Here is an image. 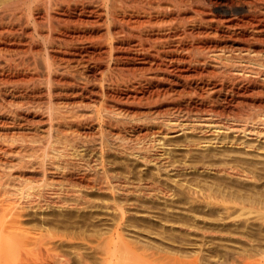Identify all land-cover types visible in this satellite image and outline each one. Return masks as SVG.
Segmentation results:
<instances>
[{"label":"bare ground","instance_id":"bare-ground-1","mask_svg":"<svg viewBox=\"0 0 264 264\" xmlns=\"http://www.w3.org/2000/svg\"><path fill=\"white\" fill-rule=\"evenodd\" d=\"M205 122L264 138V0H0V264H264L263 155Z\"/></svg>","mask_w":264,"mask_h":264},{"label":"rangeland","instance_id":"rangeland-1","mask_svg":"<svg viewBox=\"0 0 264 264\" xmlns=\"http://www.w3.org/2000/svg\"><path fill=\"white\" fill-rule=\"evenodd\" d=\"M255 53H257V52H254L253 55H255ZM259 53H261V52H259ZM25 111H28V110H25ZM200 123H202V122H200ZM204 124L206 125V127H204V129L201 130V136L204 139H207L209 141H218L219 140L218 145H226L227 147L231 144H226V142L230 141V143H232L233 141H237V142H235V144H233V145H236V147H230L231 149H235L236 152H239L241 155L257 156V158L261 157V156L258 157V154L261 153L263 156L260 159L263 158L262 160H264V138L259 139V138H256V136H252V135L243 136L244 134H239L237 136H236V134L234 135L232 133L226 134L222 131V129H216L212 123L205 122ZM130 129H132L131 133L132 132L137 133V127L136 126H134V128H132V125H131ZM134 129H135V131H134ZM238 142H240V143L236 144ZM254 147H259L257 149H259L261 152H258V150H255L256 148H254ZM164 148H168V146L164 145ZM179 156L183 158V157H185V153H181ZM137 165L138 166H136V168L140 169L141 166L139 164H137ZM183 177L186 178L189 176L183 175ZM133 179H134V182H133V184L130 185V189L132 191L137 192L140 190L141 186L146 184V183L143 184V183L139 182L135 178H133ZM183 181H185V180H183ZM164 182H167V181H164ZM150 185H152V182ZM215 185L216 184H214V186ZM223 185L220 187H224ZM237 187H239V186H237ZM131 197H132L131 199L133 201L136 200V198H135L136 194H132ZM136 201H138V200H136ZM153 204H154L153 201H150L149 203H146L147 206H143V207L140 206L139 209H131L130 212H128V213H134L137 216L133 217L132 221H130V223L124 224L121 227L122 231L127 234V237L129 239H131L135 242H137V240H139V242H137V243H140V244H144L146 242V245H149V246H151V245L155 246L156 245V246H160V247L166 246L169 243H170L169 245H171V243L175 244V242H176V241H174L175 235L179 234V233L176 232L175 230L174 231L173 230H166V228L163 226V224L161 222H159V220L161 219L160 216L163 215V213L166 211L165 210H163L161 212L157 211L158 208H154L152 206ZM199 213L201 215L204 214L203 212H199ZM143 214H150L151 219H149L148 221L140 220L138 216L143 215ZM219 214H220V211L218 213V210H217L213 214H209L208 217L210 215L215 216L212 218L210 216L209 219L210 220L212 219L211 221H213V219L215 221H217V220L219 221V219H217V218L221 217V215H219ZM155 220H156V222H152ZM81 228L83 229L84 227H81ZM81 228L71 227V228L66 229L64 231L73 232V231H77ZM162 228L164 229L165 232L162 230ZM164 233H166V234H164ZM168 234H170V235H168ZM164 235H166V237H164ZM163 237L166 239H164ZM169 237H171V238H169ZM164 240H166V241H164ZM168 241H170V242L167 243ZM171 241H173V242H171ZM149 248L156 249L157 247L151 246ZM137 259H139V258L134 257L130 260L129 259H122L121 260V259L117 258V260H116V257H115V263L116 264H126V263L127 264H134L135 261H137ZM140 261H141L140 263L145 262L142 260H140ZM75 264H79V263L76 262Z\"/></svg>","mask_w":264,"mask_h":264}]
</instances>
